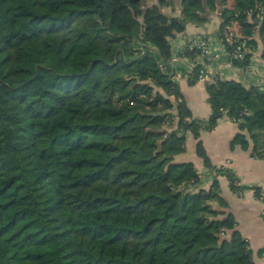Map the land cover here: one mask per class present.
<instances>
[{
  "label": "trees",
  "instance_id": "obj_1",
  "mask_svg": "<svg viewBox=\"0 0 264 264\" xmlns=\"http://www.w3.org/2000/svg\"><path fill=\"white\" fill-rule=\"evenodd\" d=\"M158 1L0 0V264H256L234 214L213 206L229 207L218 175L245 187L201 134L227 116L240 129L231 148L252 142L264 159V91L216 77L212 116L195 118L170 39L220 12L217 35L247 67L256 34L264 44V0ZM177 1L178 16L162 11ZM188 133L209 189L175 161Z\"/></svg>",
  "mask_w": 264,
  "mask_h": 264
},
{
  "label": "crops",
  "instance_id": "obj_2",
  "mask_svg": "<svg viewBox=\"0 0 264 264\" xmlns=\"http://www.w3.org/2000/svg\"><path fill=\"white\" fill-rule=\"evenodd\" d=\"M150 3L157 4L159 1L150 0ZM229 5H232L231 1H229ZM162 11L168 15L178 16L181 12L179 1L176 2L175 10L170 6H162ZM220 23V12H216L210 16L207 23L203 25L188 24L184 33L170 39L173 54L181 48L182 39L186 36L207 35L216 40L214 46L217 56L209 64L212 77L206 81H198L195 84L189 82L188 74L194 67L193 64L198 59L197 56L195 58L184 56L175 61L171 60V65L176 70L175 78L187 105L195 118L203 120H208L212 116L206 85L216 77L236 80L248 88L259 87L264 91V58L262 56L264 44L259 34H256L259 43L258 49L253 53L249 66H235L229 59L228 51L220 42L221 38L217 35ZM239 131L238 123L224 116L213 130L204 131L201 134L203 145L213 165L234 171L239 178V185L245 187L244 190L235 192L230 187L229 179L225 175H218L221 195L229 207L222 209L216 202L213 203V206L234 214L239 231L250 242L254 261L256 264H264V159L252 155V142L248 150L240 146L231 148V140ZM186 143V152L176 155L175 161L193 162L202 175L203 188L209 189L215 175L205 167L203 159L197 155V140L192 133L187 134ZM261 251H263L262 254Z\"/></svg>",
  "mask_w": 264,
  "mask_h": 264
},
{
  "label": "built area",
  "instance_id": "obj_3",
  "mask_svg": "<svg viewBox=\"0 0 264 264\" xmlns=\"http://www.w3.org/2000/svg\"><path fill=\"white\" fill-rule=\"evenodd\" d=\"M233 33L226 32L225 38L227 41L232 42ZM221 43L224 45L225 49L228 51L227 44L225 43L224 39H220ZM215 39L210 36H201V35H191L183 37L182 39V46L181 48L173 54L172 61L177 60L180 57H184L183 53L186 50H196L199 52L198 59L194 61L193 68L197 65L200 66L199 74H198V81H206L210 77H212V71L209 68V64L211 61H214L217 56V51L215 50ZM236 58H242V46H238L236 53ZM193 68L189 72H192Z\"/></svg>",
  "mask_w": 264,
  "mask_h": 264
}]
</instances>
